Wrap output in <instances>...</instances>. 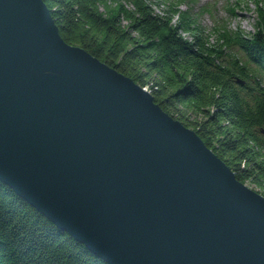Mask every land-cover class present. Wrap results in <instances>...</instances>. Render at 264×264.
<instances>
[{
	"label": "water",
	"instance_id": "95a60500",
	"mask_svg": "<svg viewBox=\"0 0 264 264\" xmlns=\"http://www.w3.org/2000/svg\"><path fill=\"white\" fill-rule=\"evenodd\" d=\"M0 182L107 264H264V198L41 0H0Z\"/></svg>",
	"mask_w": 264,
	"mask_h": 264
},
{
	"label": "trees",
	"instance_id": "16d2710c",
	"mask_svg": "<svg viewBox=\"0 0 264 264\" xmlns=\"http://www.w3.org/2000/svg\"><path fill=\"white\" fill-rule=\"evenodd\" d=\"M193 1L168 0L157 14L145 0H41L63 43L144 90L264 198V10L251 0L254 31L245 35L218 29L207 5L192 13ZM205 13L212 42L197 24ZM0 264L107 263L0 182Z\"/></svg>",
	"mask_w": 264,
	"mask_h": 264
},
{
	"label": "rangeland",
	"instance_id": "374dc122",
	"mask_svg": "<svg viewBox=\"0 0 264 264\" xmlns=\"http://www.w3.org/2000/svg\"><path fill=\"white\" fill-rule=\"evenodd\" d=\"M150 6L153 12L159 14L160 11L166 7L169 3L168 0H145ZM258 6L264 10V0H257ZM167 3V4H166ZM207 5L211 13L214 15L215 21L217 23L218 29L221 23L225 24L230 30L238 29L243 34L247 35L254 31V21H255V7L251 0H239L238 3L235 0H196L191 3L190 8L192 13H196L199 6ZM177 9L180 11L185 10L184 5H178ZM227 9H232V14H230ZM197 24L203 31V34L207 37L208 42L215 40L212 27L213 21L208 17V14H201L197 18ZM186 37V35H183ZM232 52L237 59L244 62V56L242 52L234 49L227 51ZM245 187L252 190L256 189L250 184L245 183ZM257 193V192H255Z\"/></svg>",
	"mask_w": 264,
	"mask_h": 264
},
{
	"label": "bare ground",
	"instance_id": "6f19581e",
	"mask_svg": "<svg viewBox=\"0 0 264 264\" xmlns=\"http://www.w3.org/2000/svg\"><path fill=\"white\" fill-rule=\"evenodd\" d=\"M144 91V90H143ZM145 92V91H144Z\"/></svg>",
	"mask_w": 264,
	"mask_h": 264
}]
</instances>
